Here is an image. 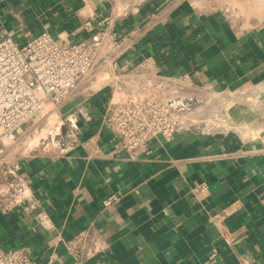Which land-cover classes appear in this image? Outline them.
<instances>
[{"label":"crops","instance_id":"obj_1","mask_svg":"<svg viewBox=\"0 0 264 264\" xmlns=\"http://www.w3.org/2000/svg\"><path fill=\"white\" fill-rule=\"evenodd\" d=\"M194 2L166 10L165 0H144L115 19L119 32L142 30L149 12H161L115 74L146 66L215 90L264 83V15L236 20L225 15L239 10L235 0ZM110 5L0 0V36L79 39L82 22ZM109 96L106 85L74 92L57 106L42 143L7 150L24 182L0 181V192L22 204L0 211V249L22 248L36 264H264V129L259 137L179 130L133 158L102 124ZM80 233L83 249L74 256L68 243Z\"/></svg>","mask_w":264,"mask_h":264},{"label":"built area","instance_id":"obj_2","mask_svg":"<svg viewBox=\"0 0 264 264\" xmlns=\"http://www.w3.org/2000/svg\"><path fill=\"white\" fill-rule=\"evenodd\" d=\"M109 1V13L100 12L82 22L80 27L85 35L79 39L53 36L48 31L28 34L20 41L14 39L11 31L0 36V181L9 178L15 185L24 182L19 175V163L9 160L7 151L11 147L13 154L16 153L17 133L26 125H37L45 116L49 120L52 115L54 121L57 106L74 92L89 95L103 85L110 87V96L102 124L133 158L146 156L154 140H168L179 130L199 134L262 135L263 82L215 90L146 66L123 76L115 74L117 60L138 43L140 32L160 21L161 12L156 9L149 12L142 30L136 26L119 32L115 19L129 16L130 9L135 10L144 0ZM181 1L196 6L194 0H165L164 9ZM195 91L204 93L208 100L214 99L225 111L210 112L211 119L187 111V92L194 94ZM248 111L258 114L253 123ZM19 147L25 149L21 142ZM115 199L112 195L103 203L107 205ZM21 205L18 194L0 192L2 213ZM23 208L28 209V206ZM84 239L85 234L80 233L68 243L72 255L77 256V250L83 249ZM0 264L36 262L22 248H15L0 249Z\"/></svg>","mask_w":264,"mask_h":264},{"label":"rangeland","instance_id":"obj_3","mask_svg":"<svg viewBox=\"0 0 264 264\" xmlns=\"http://www.w3.org/2000/svg\"><path fill=\"white\" fill-rule=\"evenodd\" d=\"M243 1L244 0H235L236 8H239V10L230 13L225 12V15L229 17L233 16L234 18H236V20L240 18H245L246 20H249L250 18L254 17L261 18L262 15H264V0H251L250 2L247 1V3L245 4L242 3ZM196 93L197 95H195ZM187 94L188 97L186 110L193 111V113H195V115H197L198 117L211 119L210 112L222 111L223 113L225 111L224 107H222L220 104L217 105L214 99L208 100V97H206L204 93L202 94L195 91L194 94L190 92H187ZM236 111L240 110L237 109ZM248 113L250 121H253L258 117V114H251V111H248ZM52 121L53 116L51 115L49 117V120H47L45 116V118H43L37 125H26L25 129L22 132L17 133L15 135V138L17 140L15 145L19 146V143L21 142L22 145H24V148L27 150L37 147L38 143L41 142H39L38 138L41 137L44 133H46L49 128H51V130L54 129V126H52Z\"/></svg>","mask_w":264,"mask_h":264},{"label":"bare ground","instance_id":"obj_4","mask_svg":"<svg viewBox=\"0 0 264 264\" xmlns=\"http://www.w3.org/2000/svg\"><path fill=\"white\" fill-rule=\"evenodd\" d=\"M41 134V133H40Z\"/></svg>","mask_w":264,"mask_h":264}]
</instances>
